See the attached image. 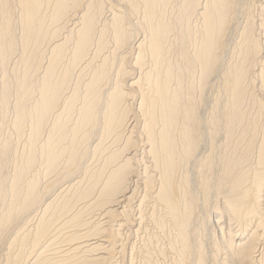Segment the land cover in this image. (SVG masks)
Wrapping results in <instances>:
<instances>
[{"label": "bare ground", "instance_id": "obj_1", "mask_svg": "<svg viewBox=\"0 0 264 264\" xmlns=\"http://www.w3.org/2000/svg\"><path fill=\"white\" fill-rule=\"evenodd\" d=\"M252 1L260 18L246 16L241 57L222 65L237 0H14L16 16L0 0V111L14 113L0 142L2 264H128L124 230L161 228L158 209L177 229L176 264H218L221 248L219 264H264V123L250 119L249 135L244 111L251 78L264 94V0ZM222 69L206 129L194 92ZM191 184L229 220L215 255L189 236Z\"/></svg>", "mask_w": 264, "mask_h": 264}, {"label": "rangeland", "instance_id": "obj_2", "mask_svg": "<svg viewBox=\"0 0 264 264\" xmlns=\"http://www.w3.org/2000/svg\"><path fill=\"white\" fill-rule=\"evenodd\" d=\"M14 2V0H11V5L7 8V9H9V8H11L10 10H8L7 11V9H6V12H8L11 16L13 15V13H14V15L16 16V11L18 10V8H17V5H15L14 6V4H13V2ZM238 1V9L240 8L241 9V11H240V9L238 10V14H239V12H240V16L239 15H237V17L234 19V23H236L235 25L233 24V22H232V29L231 30H233V31H230V36H229V38L230 39H228V42H227V45H226V48H225V50H223V51H221V55L223 56L222 58V62H221V64L223 65L224 63H228V62H236V60L237 59H239L241 56H238V55H241V50H242V48L240 49V48H238L239 46H241L242 47V45H240L243 41V38H242V34L240 33V32H243V28L245 27L244 25H245V23H246V16L248 15L249 17H251V18H253V20L254 21H256V19H257V21L259 20V18H260V5H259V3H256L255 1H252V0H237ZM240 1H242V2H240ZM253 2V3H251V5H250V2ZM177 3H180V2H177ZM242 5H241V4ZM257 4V5H255V4ZM13 4V5H12ZM245 4V5H244ZM249 4V5H248ZM254 5H255V7H254ZM259 5V6H258ZM245 8H244V7ZM256 6H258V7H256ZM253 7V8H252ZM2 7H0V9H1ZM243 8V9H242ZM249 8V9H248ZM255 8H257V9H255ZM14 9V10H13ZM258 10V11H257ZM251 12V14H250V12ZM257 11V12H256ZM248 12V13H247ZM242 13V14H241ZM253 14V16H250V15H252ZM255 17V18H254ZM237 18H239V19H237ZM14 21H16L15 20V17H14ZM236 21V22H235ZM238 21V22H237ZM245 21V22H244ZM242 25V26H241ZM14 31H13V33L15 34H13V36L17 39V40H19L20 39V37H21V29L19 28V26H18V24H17V22H16V25H15V23H14ZM236 27H237V29H236ZM257 27V29L256 28H253V30H251L252 31V33L254 34V33H256V34H254V35H256V36H254L255 38H258V34H259V29H258V26H256ZM255 29V30H254ZM20 30V31H19ZM236 30V31H235ZM257 30V31H256ZM18 31V32H17ZM66 31V30H65ZM232 33V34H231ZM234 33V34H233ZM19 36V37H18ZM240 39H242V40H240ZM232 40V41H231ZM241 42V43H240ZM19 43V42H18ZM227 48H228V50H227ZM233 48V49H232ZM19 49H20V47H19ZM230 49V50H229ZM227 50V51H226ZM232 51V52H231ZM240 53H239V52ZM261 55L262 54H260V55H258L259 57H257V59H258V61H260L261 62V60H262V62L260 63V64H264V61H263V59H261ZM16 56V55H15ZM231 56V57H230ZM232 59V60H231ZM223 60H224V63H223ZM234 60V61H233ZM238 61V60H237ZM260 66H262V65H260ZM11 67H13V65H11V66H9V69L10 70H12L11 69ZM127 69L129 70V63L127 64ZM264 67V66H263ZM255 68V67H254ZM222 71H223V69L221 70V74L220 73H217V75H216V79H215V76H214V78H212L210 81L211 82H209V85H207L206 86V88H204V89H202V93H200L201 91H200V89L198 90H195L196 92H194V95H195V99L198 101V103H199V114H200V117H201V120L203 121V123H205L204 125H206L205 126V128L206 129H208L209 127H207L208 126V122H209V120H210V117H211V115H212V117H214V115L216 114V112H215V110H216V103H217V101H219V99L222 97V92H221V86H222V83H223V79H221L222 77ZM220 72V71H219ZM10 75H11V73H10ZM218 78H220L221 80H219ZM2 79H3V73L0 71V87H1V82H2ZM192 80V79H191ZM190 80V81H191ZM216 80H218L217 82H216ZM194 81H196V80H194ZM221 81V82H220ZM197 82V81H196ZM253 82H254V84H253ZM258 81H254L252 78H251V84H250V87H249V97H248V99H247V103L245 104V106H244V111L246 112V118L248 119V121H249V123L246 125L247 126V128H248V130L247 131H249L248 132V134L250 135V123H251V121H253V120H255L254 122H257V123H261V124H263L264 123V94L262 93V91L260 90V87H259V85H258V83H257ZM211 83V84H210ZM214 83V84H213ZM256 83H257V85H256ZM215 84H216V86H215ZM252 84H253V86H252ZM13 85H14V83H13ZM257 88H256V87ZM254 88H256L255 90H254ZM253 92V93H252ZM196 93V94H195ZM263 94V95H262ZM20 94H19V92H18V90H17V88L15 87V85H14V88H13V90H12V94H11V97H10V102L13 104L16 100H18V98H17V96H19ZM202 95H203V97H202ZM16 96V97H15ZM259 96V97H258ZM17 98V99H16ZM198 98V99H197ZM224 100H225V98L224 97H222ZM199 99H201L202 101H200ZM223 99L222 100H220V101H223ZM228 101V100H227ZM255 102V104L257 103V102H262L261 104H262V111H260V113L258 112V110L256 109V107L254 106V103ZM221 103V102H220ZM227 103V102H226ZM225 103V104H226ZM224 104V105H225ZM248 104V105H247ZM247 105V106H246ZM254 106V107H253ZM246 107V108H245ZM210 111V112H209ZM255 112V113H254ZM0 115H1V119L0 120H2L3 119V121H4V123H10L11 121H12V119L14 118V113H13V111L12 110H9V111H7L5 114H2L1 113V111H0ZM9 115V116H8ZM3 117V118H2ZM205 117V118H204ZM212 117H211V119H212ZM259 117V118H258ZM5 119V120H4ZM250 119H251V121H250ZM253 119V120H252ZM208 120V121H207ZM262 121V122H261ZM259 123V124H260ZM4 125V130H3V132L1 133V136H0V142H1V140H4L5 138H11L12 136H11V126H9L8 124L7 125ZM249 126V127H248ZM204 128V126H203V129H205ZM7 129V130H6ZM204 130V132L205 133H207L206 131H208V130ZM221 134H223V133H221ZM207 135V134H206ZM6 136V137H5ZM8 136V137H7ZM10 136V137H9ZM220 136V135H219ZM224 136V135H223ZM222 135L220 136V137H223ZM1 137L2 138H4V139H1ZM220 137H218V138H220ZM217 138V139H218ZM222 140V141H221ZM221 140H217V141H221V143H219L218 142V144H217V146H218V151H219V153H220V151L222 150V144L224 143V137H223V139L221 138ZM207 150L206 149H203V155H206L207 154V152H206ZM218 151H217V153H218ZM205 152V153H204ZM191 168V167H190ZM193 172V175H194V171H192ZM191 172V173H192ZM130 183V182H129ZM131 184V186H132V189L133 188H135V184L134 183H130ZM193 187V188H192ZM190 191L192 192H189V195L187 196L191 201H193L194 203V206H195V210H194V214H193V219L191 218V220H192V222L190 221V226H189V236H190V238H191V241H192V243L195 245V242H196V244H199L200 242H203L202 244H205L206 245V250H208V251H206L207 253L208 252H210V254L209 255H215V253L213 252V250H211V246H209L208 247V245H211L210 244V241H212V243L214 244L215 242L217 243V245H216V243L214 244L215 245V247L217 246V247H221L220 245H223V243L222 242H225V243H227L228 241H229V237H228V234H227V232H228V230H229V220H227V218L225 217V215H224V213H225V210H223L224 208H223V204H221V203H218L217 201H216V197H214V196H212V195H210L206 200H205V198L204 197H202V195L201 194H199L198 192V189H197V186L194 184V185H190ZM197 197H199L200 199H198ZM201 197H202V199H201ZM196 198V199H195ZM194 199L197 201V202H195L194 201ZM204 199V200H203ZM211 199H212V202H210L211 201ZM213 199H215L214 201H213ZM200 200V201H199ZM203 200V201H202ZM207 200L209 201V202H207ZM201 201H202V204H203V202L204 201H206V202H204L205 204H207L208 203V205L207 206H205V204H203V206H204V208H203V206H202V204H200L201 203ZM200 202V203H199ZM214 202L216 203V206H213V205H215L214 204ZM199 203V204H198ZM213 203V204H212ZM218 204V205H217ZM197 205H198V207H197ZM128 206H129V203H128ZM201 206V207H200ZM210 209H212V210H210ZM120 210H122V209H119V211ZM222 210V211H221ZM159 212V213H158ZM204 212V213H203ZM94 214H95V212H94ZM94 214L91 216V218H92V225L93 224H97V221L99 220L97 217H94ZM156 216H158V217H156V219H158V220H162V221H164L163 222V224H162V226H161V228H164L163 226H165V228H164V230H162L161 228H159L158 226H155V225H157V223L155 222V220L153 219H149L148 218V220H147V222L145 223V229H144V231H141L138 235H136V233H131V232H129L128 230V228H126L125 230H124V232H125V236H124V242L126 243L127 242V239L130 241V239H131V243L133 244V247H132V250H131V252L129 253V261H128V264H176L177 263V261H176V258H175V253H174V251L170 248L171 246H169V244H170V241H172L173 240V242L175 241L174 240V237L176 238V234H177V229H176V226H175V224L174 225H172V226H170L172 223L169 221L170 220V218L168 219V217H167V215L164 213V212H162V210H160V209H158V210H156ZM201 214V215H200ZM226 214V213H225ZM223 215V216H222ZM164 216V217H163ZM165 217L167 218V219H165ZM118 218H120L119 220H123L125 217L123 216V215H119L116 219H118ZM160 218V219H159ZM163 218V219H162ZM115 218H114V220H116ZM96 220V221H95ZM220 220V221H219ZM149 221V222H148ZM153 223H152V222ZM170 222V224H169V222ZM222 221V222H221ZM94 222V223H93ZM109 223V224H108ZM107 223V225L105 224V227H107V226H111L112 225V223L113 222H108ZM165 223H166V225H165ZM218 223V224H217ZM150 224V225H149ZM192 224V225H191ZM194 224V225H193ZM199 224V225H198ZM225 224V225H224ZM92 225H90V227L92 226ZM204 225V228L205 229H203L202 228V226ZM102 226H104V225H102ZM173 226H175V227H173ZM224 226V227H223ZM192 227V228H191ZM190 228L192 229V230H190ZM202 228V229H201ZM200 230H204V231H201L200 232ZM205 230H206V232H205ZM146 231V232H145ZM127 232V233H126ZM176 232V233H175ZM203 232V234L201 235V233ZM225 232H226V234H225ZM145 233V234H144ZM200 233V234H199ZM239 233H241V232H239ZM127 234V235H126ZM132 234V235H131ZM168 236H167V235ZM136 237H135V236ZM226 235V236H225ZM132 236V237H131ZM160 236V237H159ZM213 237V238H212ZM228 240H226L225 238ZM127 238V239H126ZM153 238V239H152ZM194 238V239H193ZM241 238H243V237H241V235H239L238 234V236L237 237H235V240H239V239H241ZM120 239V238H119ZM145 239V240H144ZM197 239V240H196ZM211 239V240H210ZM223 239H225V240H223ZM133 240V241H132ZM166 240V241H165ZM195 240V241H194ZM143 241V242H142ZM177 241V240H176ZM219 241V242H218ZM222 241V242H221ZM209 242V243H208ZM124 243V244H125ZM136 243V244H135ZM177 243V242H176ZM207 243V244H206ZM162 246H161V245ZM218 244H219V246H218ZM139 246V247H138ZM161 247V248H160ZM151 248V249H150ZM207 248H209V249H207ZM141 249V250H140ZM166 250V251H165ZM210 250V251H209ZM164 251H165V253H164ZM172 251H173V253H172ZM141 252V253H140ZM157 252V253H156ZM171 253V254H170ZM213 253V254H212ZM131 254V255H130ZM136 254V255H135ZM3 254L0 252V264H2V262H3ZM137 256V257H136ZM145 256V257H144ZM222 256V257H221ZM136 257V258H135ZM134 258V259H133ZM159 258V259H158ZM223 258H226L225 257V255L222 253V248H221V250H220V252L218 253V259H219V262H218V264L220 263V261L223 259ZM139 259V260H138ZM146 259V260H145ZM132 260V261H131ZM150 260V261H149ZM154 260V261H153ZM145 261V262H144ZM153 261V262H152ZM147 262V263H146Z\"/></svg>", "mask_w": 264, "mask_h": 264}]
</instances>
